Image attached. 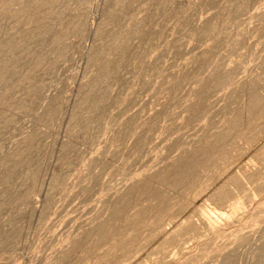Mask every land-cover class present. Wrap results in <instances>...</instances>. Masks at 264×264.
<instances>
[{"label": "rangeland", "instance_id": "1", "mask_svg": "<svg viewBox=\"0 0 264 264\" xmlns=\"http://www.w3.org/2000/svg\"><path fill=\"white\" fill-rule=\"evenodd\" d=\"M43 1L0 0V161L34 141L8 186L0 172V264H59L132 184L152 182L242 116L250 91L264 104V0H58L38 19ZM9 43L20 47L4 53ZM40 59L47 66L31 72ZM216 70L221 81L193 119ZM87 89L99 96L94 111L82 102ZM248 129L225 143V159L195 170L159 232L119 264H221L225 255L257 264L264 180L249 179L264 174L263 112ZM221 190L232 196L220 205ZM187 224L194 233L166 246Z\"/></svg>", "mask_w": 264, "mask_h": 264}, {"label": "bare ground", "instance_id": "2", "mask_svg": "<svg viewBox=\"0 0 264 264\" xmlns=\"http://www.w3.org/2000/svg\"><path fill=\"white\" fill-rule=\"evenodd\" d=\"M127 1L128 0H118L119 8H123V3H126ZM57 2L60 3L58 0H47L41 2L38 8L34 11V16H37V18L39 19V17H42L49 13H53L57 8ZM22 13L23 10H20L19 13L15 15V18L17 20H20V16ZM201 31L203 34H206L210 32V28L209 26H205ZM19 47V44L9 43L4 45L3 50L5 53L6 50L13 51ZM64 52L65 51L63 50L59 52L56 58L59 59L60 57H62L64 55ZM13 54L15 55V52ZM48 62H43V60L41 59L37 60L34 63L31 72H35L38 69L46 67ZM220 81V74L219 71H217L211 78L210 82L205 85L206 87L202 91H200L198 103L199 107L197 106L193 110V119H197L205 111L207 92L210 88L218 86ZM95 91H93V89H89L82 101L85 105H87L90 111H94L98 105V101L96 100L99 96ZM257 94L258 93L255 91H250L248 105L246 106L245 110H243L245 112L242 114V116L237 117L235 121H232L227 129L221 132H216L215 137H213L212 139H208L207 137L208 140H206L204 144H202V147H198L199 149H196L194 152L186 153L178 158L171 166L161 170L159 173L154 175L152 182L138 181L135 184H132V186H130L126 190L123 197L120 198L116 203V206L114 207L110 215L109 221L96 230L87 233L82 240L77 241L74 244H72L73 242H71L72 245L58 257V263L69 264L72 261L78 259L82 260L86 258L87 261H81L83 262V264H119L123 260L129 259L134 254V252H136L137 248L143 246V242L149 241L159 232V229L164 222L165 216L170 211V206L172 200L174 199V196L176 194H186V192H188L187 190L189 186L195 182L196 179L193 175L195 170H197L199 167L209 166L214 158L225 159L228 153L231 152H227V150L225 149L228 143H235L237 139L246 138L249 135L248 131L250 129L248 128L254 125L262 112L264 113V104L259 99L260 97H257ZM243 115H245V120L243 119ZM33 142V136L26 138L18 149H14V151L11 152L10 155L4 157L0 161V172L4 173L2 181L0 180L2 182L1 186H8L10 184L9 182L11 181L15 170L19 166L18 164H20L24 160L23 150L29 148ZM226 142L228 143L225 146ZM13 159H16V162L18 163H15ZM261 177L264 180V174L262 175L261 173L260 175L258 173L255 174V176L251 175L250 179L248 176V179L250 181H254V184L256 182V179ZM250 186L256 187L252 184ZM244 189L245 188H243L242 186V190ZM250 190L251 189H249V191ZM240 192L244 191L240 190ZM251 192L249 194H251ZM8 193H10L9 189L5 187V194L8 195ZM231 196L232 193L230 192V190H221L219 193H217V195H215L214 199L216 198L217 202L221 205L223 203H226L227 200L231 199ZM129 210H131L132 212H129ZM192 226L194 227V225L187 224L182 229H179V231L174 236L172 235L173 237L165 242L166 246L169 244V247L171 248V245L173 243V246H175L176 239L179 240L180 237H186L194 233V229ZM246 227H248V225L245 226V228ZM181 239L179 240L180 244ZM263 259L264 251H262L261 255L259 256L257 264H261ZM235 262L236 257L234 255H225L221 264H235Z\"/></svg>", "mask_w": 264, "mask_h": 264}]
</instances>
